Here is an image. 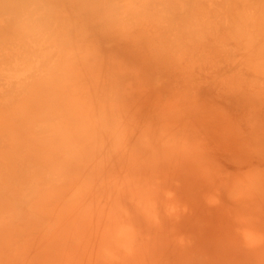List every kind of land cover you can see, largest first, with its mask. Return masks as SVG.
Returning <instances> with one entry per match:
<instances>
[{"label": "rangeland", "instance_id": "1", "mask_svg": "<svg viewBox=\"0 0 264 264\" xmlns=\"http://www.w3.org/2000/svg\"><path fill=\"white\" fill-rule=\"evenodd\" d=\"M246 229L264 0H0V264H264Z\"/></svg>", "mask_w": 264, "mask_h": 264}, {"label": "bare ground", "instance_id": "2", "mask_svg": "<svg viewBox=\"0 0 264 264\" xmlns=\"http://www.w3.org/2000/svg\"><path fill=\"white\" fill-rule=\"evenodd\" d=\"M45 193H46V191H45ZM38 197H41V196L39 195ZM69 199H70V198H69ZM71 199H72V198H71ZM34 200H35V199H34ZM66 200H67V199H66ZM35 201H36L35 203L39 206V203H38L39 201H38V199L35 200ZM72 202H73V205L75 204V206H78V204L76 203V201H75L74 199H72ZM35 203H34L33 206H35V208H37L38 206H37ZM78 207H79V206H78ZM82 207H83L82 204H80V208H82ZM35 208H34V209H35ZM34 216H35V215H34ZM38 217H39V216H38ZM39 218H40V217H39ZM79 218H80L79 220H76L77 218H75V221H77V222L82 221L83 218H81V217H79ZM50 222H51V221H50ZM53 227H54V226H53ZM110 228H111V227H110V223H109V224L107 225V228H106L107 233H109ZM53 229H54V228H53ZM119 232H120V233H126V232H128V228H127V229L124 228V231H122V230L120 231V230H119ZM61 236H64V235L62 234ZM83 236H85V237H81L80 240L83 241V242H86V241H87V243H88V240H89L88 236H87V235H83ZM116 237H117L116 235H115V236H112L111 241H112V242L115 241V243L117 244V242H118L120 239H118V241L116 242L117 239H116V240L114 239V238H116ZM65 239H66V238H63L62 240H65ZM98 239H99V236H98ZM107 240H108V239H105L102 243H101L100 239L98 240V243H101V246H102V244L104 243V250L107 249V245L110 244V242H111L110 240H108V241H107ZM113 240H114V241H113ZM120 242H121V241H120ZM120 242H119V243H120ZM67 243H68V242L66 241L65 243H61V244H67ZM87 243H86L85 245H87ZM106 243H108V244H106ZM85 245H84V246H85ZM110 245L112 246V244H110ZM54 247H55V246H54ZM55 248H56V247H55ZM45 249H49V248H45ZM114 264H118L117 261H116ZM121 264H122V263H121Z\"/></svg>", "mask_w": 264, "mask_h": 264}, {"label": "clouds", "instance_id": "3", "mask_svg": "<svg viewBox=\"0 0 264 264\" xmlns=\"http://www.w3.org/2000/svg\"><path fill=\"white\" fill-rule=\"evenodd\" d=\"M244 237L246 240H249L251 242H258L262 239H264V235H261L251 229H246L244 231Z\"/></svg>", "mask_w": 264, "mask_h": 264}]
</instances>
